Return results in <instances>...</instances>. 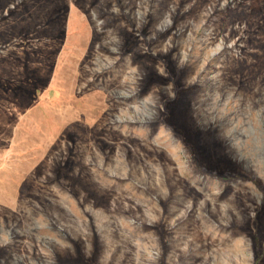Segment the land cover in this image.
Returning a JSON list of instances; mask_svg holds the SVG:
<instances>
[{"label":"rangeland","instance_id":"1","mask_svg":"<svg viewBox=\"0 0 264 264\" xmlns=\"http://www.w3.org/2000/svg\"><path fill=\"white\" fill-rule=\"evenodd\" d=\"M0 264H264V0H0Z\"/></svg>","mask_w":264,"mask_h":264},{"label":"bare ground","instance_id":"2","mask_svg":"<svg viewBox=\"0 0 264 264\" xmlns=\"http://www.w3.org/2000/svg\"><path fill=\"white\" fill-rule=\"evenodd\" d=\"M201 251V250H200Z\"/></svg>","mask_w":264,"mask_h":264}]
</instances>
